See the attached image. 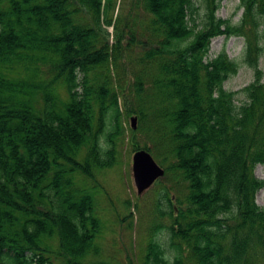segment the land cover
Returning <instances> with one entry per match:
<instances>
[{"label": "trees", "instance_id": "16d2710c", "mask_svg": "<svg viewBox=\"0 0 264 264\" xmlns=\"http://www.w3.org/2000/svg\"><path fill=\"white\" fill-rule=\"evenodd\" d=\"M200 1L196 28L195 0H0V264H50L48 239L67 264L99 251L94 197L75 178L112 164L113 146L100 159L98 138L109 113L113 143L122 111L150 135V144L133 139V149H161L154 154L172 182L157 213L173 221L154 228H166L168 243L149 237L143 264L264 259V206L255 200L264 178L254 174L264 163V0H240L237 22L217 15L221 0ZM219 34L244 37L253 79L240 102L223 87L238 63L224 49L207 58ZM134 42L148 46L140 59L153 70L148 87L138 75L126 95L109 64ZM173 186L184 192L174 216Z\"/></svg>", "mask_w": 264, "mask_h": 264}, {"label": "rangeland", "instance_id": "374dc122", "mask_svg": "<svg viewBox=\"0 0 264 264\" xmlns=\"http://www.w3.org/2000/svg\"><path fill=\"white\" fill-rule=\"evenodd\" d=\"M240 0H221L217 15L237 22L242 14ZM197 10L193 14L195 27H200L203 19V5L200 0H195ZM140 13L142 11H139ZM125 7L122 14L125 15ZM189 23H192L190 20ZM109 42L113 41V27L109 26ZM148 46L138 42L132 43L126 49H123L122 56L110 63V71L112 72V82L123 87L124 93L131 94L134 87L135 78L140 75L144 81L143 87L150 85L149 74L153 70V66L149 60H141L140 57L144 49ZM244 37L241 35L225 36L219 34L213 36L209 43L207 58L214 57L221 49H224L227 55L238 63L236 73L230 75L223 81V87L229 90L237 91L235 101L240 102L244 98L243 92L239 91L243 86L253 79V69L243 61ZM259 66L263 69L264 79V50L259 59ZM92 71H90V74ZM22 75H24L22 73ZM58 94L61 98L66 99V91L63 87L58 88ZM120 103L123 106L122 97ZM135 115V127L131 126V116ZM113 119L109 117V113L105 116V123L102 132L99 134V151L100 159L108 158L107 149L111 146L114 148L113 161L109 166L96 167L92 166V176H86L76 173V183L80 186L87 187L91 190L94 197V210L101 222L100 233L94 239L95 244L99 248L97 253L87 255L82 260V264H94L99 261H105L108 264H143V256L145 252L146 242L152 237L161 242L168 243V232L165 227L161 226L154 229L159 223L170 224L173 217L165 214L159 215L157 207H164L160 193L162 188L172 185L171 175L161 176L157 178L150 186L142 192H137L133 173H132V154L135 151L132 146L133 139L138 140L140 145L143 143L150 144V135L146 133L144 126L140 123L138 115L134 112L126 114L122 111L119 116L120 133L112 135L113 143L109 141L108 132L113 130ZM136 130L132 135L131 131ZM153 146V145H152ZM155 147V146H154ZM161 156L162 150L155 149L151 152L154 159L158 162L155 154ZM81 159V157H80ZM159 163V162H158ZM160 164V163H159ZM161 165V164H160ZM162 166V165H161ZM254 174L257 177L264 178V163H257L254 167ZM171 194V202L175 207L173 216L177 214L179 208L183 204L179 203L175 198L176 194L183 199V191H177L173 186L169 189ZM255 200L260 206H264V187H261L255 193ZM52 250L45 252L48 256L50 264H67L64 256L55 253L57 244L55 239L47 241ZM165 246V245H164ZM174 248L167 245L165 255L171 257L174 254ZM186 254L188 248L185 247ZM10 261L5 260V263ZM48 264V263H45ZM187 264H191L188 260ZM258 264H264V259L259 260Z\"/></svg>", "mask_w": 264, "mask_h": 264}, {"label": "water", "instance_id": "95a60500", "mask_svg": "<svg viewBox=\"0 0 264 264\" xmlns=\"http://www.w3.org/2000/svg\"><path fill=\"white\" fill-rule=\"evenodd\" d=\"M136 116H131V126L135 127ZM132 173L137 192H142L157 178L164 175V168L145 148H138L132 154Z\"/></svg>", "mask_w": 264, "mask_h": 264}]
</instances>
